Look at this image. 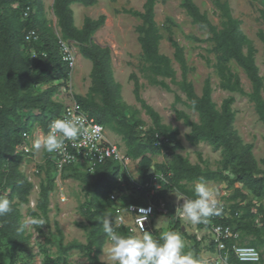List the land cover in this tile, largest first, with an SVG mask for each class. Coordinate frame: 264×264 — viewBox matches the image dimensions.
<instances>
[{
	"label": "trees",
	"instance_id": "trees-1",
	"mask_svg": "<svg viewBox=\"0 0 264 264\" xmlns=\"http://www.w3.org/2000/svg\"><path fill=\"white\" fill-rule=\"evenodd\" d=\"M158 1L145 0L142 12L130 10L124 12L142 22L136 29L144 62L142 71L148 74L147 78L151 85L167 92H173L170 87L173 85L184 95L185 101L175 93L174 104H184L198 115L199 121L197 123L192 121L186 113L179 110H175L176 119L190 129L187 139L191 144L207 143L213 149L221 151V169L211 171L203 169L200 164L192 165L175 152L181 147L177 139L178 130L161 123L158 114L141 98L138 78L131 74L129 79L133 83L134 99L146 111L153 124L142 132L144 123L136 118L137 111L131 110L121 102L119 85L113 79L110 49L95 44L91 39L104 25L105 17L101 15L96 20L86 17L81 28L74 25L71 5L92 7L97 4V0H53L52 4L61 37L72 41L82 58L90 61L92 65V85L89 94L86 97L73 98L96 122L121 137L128 148L127 156L132 160L140 159L139 164L144 170L146 180L150 177L147 175L150 167L154 168V173L166 177L168 183H161V189L151 197L150 202L157 204L160 200L166 201L165 193L170 189L182 192L186 198H194L193 190H187L183 182H197L200 178L206 182L224 181L234 186V192L229 197L231 204L227 209L224 208V214L210 218V224L205 226L230 227L233 234H238V238L252 237L246 246L257 248L264 244V208L259 204L264 198V169L258 167L252 154V145L243 144L233 128L234 97L223 99L217 108L212 99L213 89L209 78L204 80L201 94L197 95L192 83L186 78L188 69L182 48L173 40L171 41L174 49L173 60L181 71V80L177 81L171 59L159 51L162 35L154 20V6ZM179 1L180 8L184 10L191 23L201 30H206L209 35L206 41L213 45L208 52L215 56L212 67L219 79L218 88L246 97L252 103L258 120L264 124V78L259 74L254 57L255 49L251 40L242 32L240 21L232 16L228 4L219 0L214 1L221 20L219 27L212 24L193 0ZM15 3L19 4L17 9L12 7ZM41 5L42 0H0V185L2 190L8 191V199L11 202L16 201L12 203L11 213L0 217V238L5 239L10 248L9 264H15L18 248L29 238L25 237L24 232L18 231L20 223L17 206L28 203V196L33 188V185L18 172L21 157L17 154V149L22 144V134L31 132L33 127L29 126V119L35 120L36 125L47 131L50 122L61 115L64 106L52 99L57 87L53 86V83L67 82L71 73V69L63 61L56 34L46 24ZM27 6L33 11L24 20L22 10ZM260 17L264 22L263 11H260ZM30 29H34L38 35L36 42H26L24 39ZM257 38L264 45L263 31L257 33ZM194 40L198 43L204 42L196 38ZM203 59L210 64L209 59L205 57ZM231 63L240 68L250 82L249 93L243 90L239 76L232 72ZM45 85L47 88L42 91H34V88ZM96 97L99 103L96 102ZM192 101H195L194 106ZM159 140L161 141L157 144ZM163 152L169 156L170 163L152 165L147 155H160ZM49 156L50 154L43 153L47 173L53 170ZM199 161L203 163L200 155ZM260 164L264 167V158ZM120 167L116 161H107L96 167L91 174L94 176L91 183L81 179L83 184H86L88 193L86 207H81V213L86 218L89 228L86 243L60 244L55 257L44 249L43 264H72L67 260L72 251L82 252L88 264H107L99 258L107 237L98 217H104L105 214L112 220L117 231L126 236L133 235L128 227L115 226L110 195L115 193L120 196L122 206L128 208L131 205H146L149 190L141 189L125 175L126 185L131 192L126 194L119 183ZM79 169L81 168L65 169L62 173L64 179L79 180L80 177L77 175ZM88 175L86 172L85 176ZM231 175L233 178H230ZM51 191V180L40 185L36 208L42 216L30 211L31 216L48 219V197ZM168 207L172 209V214L173 205L168 203ZM258 216L260 226L255 223ZM197 226L204 229L203 224ZM37 230L41 231L40 228ZM198 245L196 242V249ZM235 245H238L236 241H225L226 250L222 254L229 258L228 264H240L232 251ZM215 248L216 243L212 242L209 251L214 252ZM196 257L200 258L198 250Z\"/></svg>",
	"mask_w": 264,
	"mask_h": 264
},
{
	"label": "rangeland",
	"instance_id": "rangeland-1",
	"mask_svg": "<svg viewBox=\"0 0 264 264\" xmlns=\"http://www.w3.org/2000/svg\"><path fill=\"white\" fill-rule=\"evenodd\" d=\"M196 6L202 13H205L212 24L219 27L220 16L218 9L214 6L215 0H193ZM222 3H227L231 14L234 18L240 21L242 32L251 40L255 49V63L259 69V74L264 78V45L257 38L259 31L264 32V22L260 17V11L264 12V0H219ZM145 0H97V4L92 7H84L78 4L71 5L73 12L74 25L77 28L82 26L84 18L88 17L96 20L99 16L105 17L104 25L98 29L92 36V41L101 47L110 49L111 69L115 83L119 85V93L121 102L131 110H136V118L144 124L142 132L152 127V120L147 115L146 111L141 108L132 94L133 83L129 79L131 74H135L141 86L140 95L145 103L155 111L160 117L162 124L176 128L178 130L177 139L180 142V149L175 152L182 158L186 159L190 164H200L201 167L211 171L221 169L220 161L222 154L220 150H215L207 143L191 144L187 136L190 129L185 127L182 121H178L175 116V110L183 111L194 122H198V115L188 109L184 104H174L175 93L178 94L183 101L185 97L177 90L176 86L170 85L173 92H167L158 86H153L148 81V74L142 71L144 62L142 60L141 49L138 43V33L136 29L142 24L141 20L124 13L126 10L143 11ZM15 4L12 6L14 7ZM15 8V7H14ZM36 10V8H35ZM34 10V11H35ZM41 12L45 18L47 26L55 33L60 34L57 26V20L53 14L51 0H42ZM154 20L162 35V40L159 45L161 54L166 55L171 59L172 67L176 71L177 81L181 80V71L179 65L173 60L174 49L171 41H176L182 48L183 56L187 65L186 78L192 83L197 95L201 94L204 80L209 78L211 81L213 93L212 99L219 108L223 99L234 97L235 102L232 105V110L235 112V120L233 128L243 144L252 145V154L258 163L260 169L264 167L260 161L264 158V124L261 123L252 103L246 97L239 94H231L221 91L218 88L219 79L212 65L215 63V56L208 52L212 48V43L207 42L209 37L206 30L199 29L191 23L184 10L180 8L179 0H159L154 6ZM194 38L204 42L198 43ZM76 53V64L71 70L67 82H55L53 86H57L53 101L63 106L73 103L74 96L86 97L91 88V62L82 58L77 46H74ZM203 57L210 60L207 64ZM232 72L236 73L241 81L243 90L246 93L251 91L250 82L247 80L243 71L234 63L230 64ZM47 86H39L34 88V91L40 92ZM99 103V99L95 98ZM29 126L32 125L31 132L35 133L40 126L36 125L35 120L29 119ZM107 139L114 143L123 158L120 163V178L119 183L125 193L130 192V188L126 185V177L129 176L136 185H143L147 180L144 178V170L139 164V160H132L127 156L128 148L121 140V137L114 134L110 129L105 127ZM142 134H140L141 136ZM17 154L21 157L18 165V172L33 185L28 196V203L18 205L19 218L18 222L24 220L25 217L31 216L30 211L36 212L42 216L37 210L36 205L39 199L40 185L48 180L52 181V191L49 194V213L48 219L45 220V225L40 227V232L34 233L24 231L25 237H29L17 250L15 264H43V250L47 249L48 254L53 257L57 256L58 245H67L69 243L85 244L88 235V224L86 218L81 213V207H86L88 193L86 184H83L81 179H85L88 183L94 180V176L89 174L85 176L86 170L81 168L77 171L79 180L64 179L63 174H58L54 170L49 173L45 171L43 152H35L31 150L29 155L17 149ZM199 155L203 163L199 161ZM154 164H169L170 158L165 152L160 155H147ZM148 175V172H147ZM233 178V175L230 176ZM185 183L187 190H193L194 184ZM210 186L219 189L221 195L220 200L225 209L231 204L229 197L234 192V186L228 182H208ZM243 190H245L243 188ZM246 191V190H245ZM177 192L175 189H170L165 193V200L170 205L175 203L182 204V201H177L173 195ZM227 193L225 196L224 193ZM0 194L8 198V191L2 190L0 185ZM238 201V200H237ZM35 202V208L31 207V203ZM12 203H16L14 200ZM264 208V198L259 203ZM254 212H256L254 210ZM175 211L169 216L157 215L153 219L152 227L154 229V237H159L164 230H173L179 232L186 241L185 252L192 251L196 256V251H199V259L204 264H219L222 256L219 248L216 247L214 252H210L209 248L213 242V236L208 230L200 229L197 225L179 218ZM240 215V213H239ZM104 217L109 218L107 214ZM161 217L167 218V223L162 226H156ZM113 221L115 222L114 218ZM255 223L260 226V216L255 218ZM156 226V227H155ZM135 235V234H134ZM252 237L237 238L238 245L246 246ZM199 245L195 248V243ZM107 248V240L102 247L100 260L107 263L104 256V250ZM260 251L261 260L259 264H264V244L257 246ZM68 262L72 264H88L82 252L72 251L68 255ZM10 248L5 239L0 238V264H9Z\"/></svg>",
	"mask_w": 264,
	"mask_h": 264
},
{
	"label": "clouds",
	"instance_id": "clouds-1",
	"mask_svg": "<svg viewBox=\"0 0 264 264\" xmlns=\"http://www.w3.org/2000/svg\"><path fill=\"white\" fill-rule=\"evenodd\" d=\"M193 106L195 101H192ZM89 127L88 117L77 109L69 111L63 118H57L50 122L48 130L38 136L31 143V150L45 154H58L70 158L67 155V142H82L92 144L97 136L86 134ZM81 138H83L81 140ZM92 146H95L92 144ZM160 183L167 184L164 175L159 178ZM194 198H186L182 192H175L176 200L182 201L175 213L183 220L192 225L209 224L210 218L219 217L224 214L223 203L220 200L218 188L210 186L203 178H200L193 187ZM226 196L227 193L225 192ZM35 208V202L31 203ZM12 202L5 196H0V217L11 213ZM140 216V229L138 235H124L117 231L113 222L107 217H98L102 223L103 232L107 237V248L104 256L108 264H203L192 251L185 252L186 241L179 232L164 230L159 237L146 230L144 221L148 219L151 209L141 208L138 210ZM42 217L27 216L21 222L18 231H31L37 233V229L45 225ZM167 223V218L161 217L156 226ZM155 226V227H156ZM219 231V229H217ZM38 234V233H37ZM223 247V245H221ZM240 264H259L261 260L260 251L255 247L234 246L232 249ZM228 257L220 259L219 264H228Z\"/></svg>",
	"mask_w": 264,
	"mask_h": 264
},
{
	"label": "built area",
	"instance_id": "built-area-1",
	"mask_svg": "<svg viewBox=\"0 0 264 264\" xmlns=\"http://www.w3.org/2000/svg\"><path fill=\"white\" fill-rule=\"evenodd\" d=\"M14 7L17 9L19 4L15 3ZM32 11L33 10L29 6L25 7L22 10L23 19H27ZM56 36L58 38V45L63 61L67 63L68 67L72 70L76 64V53L74 50L75 44L72 41L63 39L60 34H56ZM24 39L26 42H36L38 40V35L34 29H30L26 32ZM77 105L78 104L74 101L73 103L64 106V109L58 118H63L69 111H75L77 109ZM79 110L86 113L80 107ZM87 117L89 127L86 129V134H95L97 136V139L92 142L95 146H92V144L82 143L80 141L75 143L67 142L66 152L70 158L65 159V157L58 154H50L49 156L53 170L56 173L62 174L63 171L69 167H79L85 169L88 174H93L97 166L102 165L107 161H116L119 164L122 162L123 158L120 155L118 147L114 143L110 142L106 137L105 127L96 122L95 119L90 117L88 114ZM37 129L38 130L33 134L32 132H24L22 134L23 141L20 145V150L27 155L31 153L32 141L40 136L42 132H47L43 131L41 127ZM82 139L83 138H81V140ZM160 141L161 140L157 141V144H159ZM160 176L161 174L152 173L147 182L143 185H138L141 189L149 190V193H147L148 203L146 205H131L128 208H124L121 204L120 196L115 193L110 195V202L112 203L114 209L116 227L126 226L131 234L138 235L140 229V214L138 210L141 208L151 209V212L148 213V219L144 221V227L146 230L154 234V229L152 227L154 217L157 215H171L172 209L168 207V203L166 201L160 200L157 204L150 202L151 197L162 187L158 179ZM177 206L178 203L173 205L174 211ZM127 219H129V221ZM203 225L204 229L208 230V232L213 236V242L216 243V247L219 248L221 253L226 250L225 241H236L238 238V234H233L230 227L223 225H211L210 228H207L205 224ZM217 229H219V231H217ZM221 245H223V247H221ZM222 256L225 257L226 255L222 254Z\"/></svg>",
	"mask_w": 264,
	"mask_h": 264
},
{
	"label": "water",
	"instance_id": "water-1",
	"mask_svg": "<svg viewBox=\"0 0 264 264\" xmlns=\"http://www.w3.org/2000/svg\"><path fill=\"white\" fill-rule=\"evenodd\" d=\"M154 172V168L150 167L149 171H148V175H151Z\"/></svg>",
	"mask_w": 264,
	"mask_h": 264
},
{
	"label": "crops",
	"instance_id": "crops-1",
	"mask_svg": "<svg viewBox=\"0 0 264 264\" xmlns=\"http://www.w3.org/2000/svg\"><path fill=\"white\" fill-rule=\"evenodd\" d=\"M52 4H53V0H51V6H52ZM81 28V27H80ZM154 173V172H153ZM149 176V175H148ZM129 193H131V192H129ZM129 193H126V194H129ZM128 221H129V219H127Z\"/></svg>",
	"mask_w": 264,
	"mask_h": 264
}]
</instances>
